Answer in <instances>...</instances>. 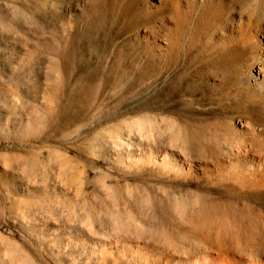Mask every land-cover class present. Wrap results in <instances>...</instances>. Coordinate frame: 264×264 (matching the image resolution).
<instances>
[{"label": "rangeland", "instance_id": "obj_1", "mask_svg": "<svg viewBox=\"0 0 264 264\" xmlns=\"http://www.w3.org/2000/svg\"><path fill=\"white\" fill-rule=\"evenodd\" d=\"M263 160L264 0H0V264H264Z\"/></svg>", "mask_w": 264, "mask_h": 264}, {"label": "bare ground", "instance_id": "obj_2", "mask_svg": "<svg viewBox=\"0 0 264 264\" xmlns=\"http://www.w3.org/2000/svg\"><path fill=\"white\" fill-rule=\"evenodd\" d=\"M205 1H206V0H205ZM210 11H211V9H210ZM257 78H259V79L262 80V79H263V76L260 77L259 75H257ZM262 84H263V83H262ZM262 84H259V85L261 86ZM261 142H262V141H261ZM261 148H262V147H261ZM255 151H256V150H255ZM259 159H260V158H259ZM263 161H264V160H263Z\"/></svg>", "mask_w": 264, "mask_h": 264}]
</instances>
